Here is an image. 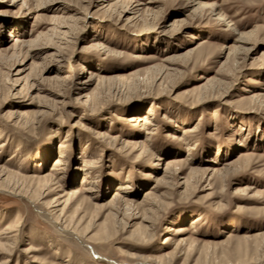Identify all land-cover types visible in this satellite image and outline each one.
I'll use <instances>...</instances> for the list:
<instances>
[{
    "label": "rangeland",
    "instance_id": "374dc122",
    "mask_svg": "<svg viewBox=\"0 0 264 264\" xmlns=\"http://www.w3.org/2000/svg\"><path fill=\"white\" fill-rule=\"evenodd\" d=\"M0 264H264V0H0Z\"/></svg>",
    "mask_w": 264,
    "mask_h": 264
},
{
    "label": "bare ground",
    "instance_id": "6f19581e",
    "mask_svg": "<svg viewBox=\"0 0 264 264\" xmlns=\"http://www.w3.org/2000/svg\"><path fill=\"white\" fill-rule=\"evenodd\" d=\"M91 75H95V73H93V72H91ZM134 117V116H133ZM131 120H137V118H132ZM142 119H138V121H141ZM62 163V161L58 158V159H55V165L56 166H58V165H60ZM148 194V193H147ZM119 195H121L120 193H116L115 195H114V197H116V196H119ZM257 235H259V233H257Z\"/></svg>",
    "mask_w": 264,
    "mask_h": 264
}]
</instances>
